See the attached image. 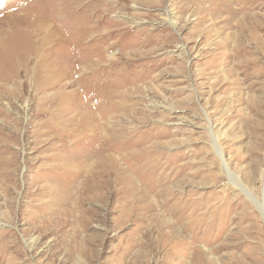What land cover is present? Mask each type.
Returning <instances> with one entry per match:
<instances>
[{
    "label": "rangeland",
    "instance_id": "rangeland-1",
    "mask_svg": "<svg viewBox=\"0 0 264 264\" xmlns=\"http://www.w3.org/2000/svg\"><path fill=\"white\" fill-rule=\"evenodd\" d=\"M246 1L0 0V264H177L181 241L264 264V0Z\"/></svg>",
    "mask_w": 264,
    "mask_h": 264
},
{
    "label": "bare ground",
    "instance_id": "bare-ground-1",
    "mask_svg": "<svg viewBox=\"0 0 264 264\" xmlns=\"http://www.w3.org/2000/svg\"><path fill=\"white\" fill-rule=\"evenodd\" d=\"M239 1V0H238ZM241 1V0H240ZM248 1V0H247ZM246 1V2H247ZM80 2H81V0H80ZM216 2V1H215ZM228 2V1H227ZM245 4H247V3H245ZM230 5H231V3H230ZM215 6V5H214ZM242 7V6H241ZM200 8V7H199ZM203 8V7H202ZM221 8H222V6H221ZM245 8V7H244ZM243 8V9H244ZM70 9V8H69ZM76 9V8H75ZM211 9H213V8H211ZM217 10V9H216ZM241 10H242V8H241ZM240 10V11H241ZM201 11V10H200ZM204 11V10H203ZM208 11V10H207ZM215 11V10H214ZM219 11V10H218ZM98 12V11H97ZM198 12V11H197ZM220 12H221V10H220ZM73 14V13H72ZM232 14V13H231ZM223 15V14H222ZM228 16V15H227ZM26 18H30L29 17V14L28 15H26L25 16ZM200 17V16H199ZM76 19V18H75ZM202 19V18H201ZM231 19H233V18H231ZM224 21V20H223ZM218 23V22H217ZM226 23V22H225ZM46 24H47V22H43V24H42V26L40 27V29L39 30H41L42 29V27L43 26H46ZM225 26V25H224ZM223 26V27H224ZM221 27V26H220ZM215 28V27H214ZM199 31V30H198ZM197 31V32H198ZM249 31V30H248ZM56 40V36H55V33L54 32H49V34H48V36H47V39H45L44 40V44H52V41H53V43H54V41ZM230 45V44H229ZM48 46V45H47ZM29 50V49H28ZM35 50H37V49H35ZM38 52H40V50H37ZM29 53L30 54H32V50L30 49L29 50ZM213 59V58H212ZM98 61H100V60H98ZM208 64H209V66L210 67H212V68H214L215 67V65L213 64V63H209L208 62ZM217 67V66H216ZM94 117V116H93ZM114 138V137H113ZM217 149H219V153L221 154L222 153V151H221V149L219 148V147H217ZM115 160V159H114ZM83 161V160H82ZM111 162V161H110ZM109 162V163H110ZM85 163V162H84ZM88 163H89V161H88ZM224 163V162H223ZM76 165V164H75ZM224 165H225V163H224ZM69 166V165H68ZM85 166V165H84ZM83 166V167H84ZM226 166V165H225ZM227 167V166H226ZM78 168H79V166H78ZM77 168V169H78ZM54 169V168H53ZM69 170V169H68ZM80 170V169H79ZM74 171V170H73ZM84 171H86V170H84ZM76 172V171H75ZM69 174V173H68ZM83 175H84V173H82ZM81 176V175H80ZM229 176H230V178H231V180H235V175L233 174V173H231L230 171H229ZM2 178V177H1ZM73 181V180H72ZM76 181H77V179H76ZM67 182H69L68 180H67ZM236 184L238 183V181L236 182V181H234ZM5 183V182H4ZM74 184V183H73ZM239 185V184H238ZM72 186V185H71ZM242 186V185H241ZM55 187V186H54ZM58 187V186H57ZM73 187V186H72ZM44 188V187H43ZM47 188V187H46ZM74 188V187H73ZM58 189V188H57ZM78 189V188H77ZM49 190V189H48ZM79 190V189H78ZM50 191H52V189L50 190ZM74 191V190H73ZM82 191V190H81ZM85 192L87 191V190H84ZM70 192V191H69ZM79 192V191H78ZM83 192V191H82ZM117 192V191H116ZM43 193H45V192H43ZM49 193V192H48ZM54 193V192H53ZM67 193V192H66ZM7 194V193H6ZM72 194H73V192H72ZM113 194V193H112ZM46 195V194H45ZM51 195H52V193H51ZM56 195V194H55ZM70 195V194H69ZM114 195H115V193H114ZM48 196V195H47ZM59 196V195H58ZM67 196V195H66ZM82 196H84V195H81V194H79V196H77L78 197V199H79V201L81 202L82 200H83V197ZM43 197V196H42ZM75 197V196H74ZM73 197V198H74ZM111 198V197H110ZM49 199V198H48ZM65 200H66V198H65ZM59 201V200H58ZM79 201H77L76 203H78L79 204V206H81V204H80V202ZM48 202V201H47ZM58 203V202H57ZM76 203H74V205L76 204ZM52 204V203H51ZM51 204H49V205H47V207H46V209L48 210L49 209V207H50V209L48 210V212H46V209H44V211H41V212H43V213H41L40 215L43 217V218H45L44 219V221L45 222H43L42 221V225H39V228L40 229H44L48 224H55L54 225V229H53V232H59L58 230H61L60 228H59V226H61V225H63V224H69V222H66V223H64V222H60V221H63V220H66V219H69V217H68V214H67V216H66V214H65V210L68 212L69 210L68 209H61V208H59L58 207V205L56 204V207H54L53 205H51ZM55 205V204H54ZM259 205H260V207H261V211L263 212V216H264V201L263 202H259ZM43 206H45L44 204L40 207V208H42ZM70 206V205H69ZM39 207V206H38ZM61 207V206H60ZM75 207V206H74ZM39 208V209H40ZM81 208V207H80ZM84 208V207H83ZM71 209V208H70ZM41 210V209H40ZM74 211V210H73ZM84 211V210H83ZM88 211V210H87ZM39 212V211H38ZM71 212V211H70ZM81 212H82V209H81ZM37 213V212H36ZM47 213V214H46ZM73 213H75V212H73ZM85 214V213H84ZM20 216V215H19ZM32 217V216H31ZM85 216L84 215H81V216H79V217H77V218H75V219H79V221H77L78 222V225H76V230H74L73 231V236L71 237L72 238V242H74V241H77L78 240V238H79V234H80V231H82V230H84L87 226H88V220H84L83 218H84ZM34 218V217H33ZM71 218V217H70ZM74 218V217H73ZM15 219V218H14ZM56 219H59V220H56ZM88 219V218H87ZM13 220V219H12ZM35 220V219H34ZM27 221H29V220H27ZM69 221H70V219H69ZM75 222V221H74ZM15 223V222H14ZM30 223V222H29ZM44 223V224H43ZM41 224V223H40ZM32 225V224H31ZM30 225V226H31ZM34 226V225H33ZM37 226V225H36ZM188 227L189 226H187V229H188ZM62 228H64V227H62ZM30 229V228H29ZM186 229V228H185ZM26 230V229H25ZM37 230V229H36ZM33 231V230H32ZM67 231V230H66ZM10 232V231H9ZM39 232V231H38ZM8 233V232H7ZM62 233H64V232H62ZM6 234V233H5ZM4 234V235H5ZM61 234V233H60ZM7 235V234H6ZM59 236V235H58ZM62 236H64V235H62ZM57 238V237H56ZM74 238H75V240H74ZM167 239V238H166ZM190 239V238H189ZM194 240H196V239H194ZM7 241V240H6ZM9 241V240H8ZM70 241V240H69ZM1 242V241H0ZM190 242V241H189ZM193 242H195V241H193ZM80 242L78 241L77 242V245L79 244ZM181 244H182V246H181V248H180V253H179V255H180V258L178 259V262H177V264H198V258H197V252H196V250H197V248L195 247V246H191L189 243H184L183 241H181ZM66 245V244H65ZM10 246H12V245H10ZM14 247V246H13ZM62 247V246H61ZM66 248V247H65ZM193 248V251H190V255H188V252H189V249H192ZM68 249V248H67ZM177 250H178V247H177ZM33 251V250H32ZM66 251V250H65ZM80 251H83V250H80ZM85 251V250H84ZM71 252V251H70ZM75 252V251H74ZM73 252V253H74ZM51 255V254H50ZM81 255V254H80ZM146 261H147V258H146V260H145V263H146ZM12 264V263H11Z\"/></svg>",
    "mask_w": 264,
    "mask_h": 264
}]
</instances>
